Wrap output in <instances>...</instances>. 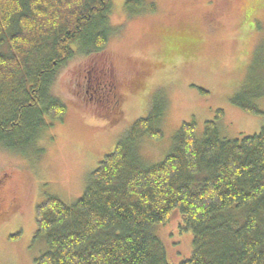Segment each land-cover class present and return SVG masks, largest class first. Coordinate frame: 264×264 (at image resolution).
Returning a JSON list of instances; mask_svg holds the SVG:
<instances>
[{
	"label": "trees",
	"instance_id": "obj_1",
	"mask_svg": "<svg viewBox=\"0 0 264 264\" xmlns=\"http://www.w3.org/2000/svg\"><path fill=\"white\" fill-rule=\"evenodd\" d=\"M112 1L0 0L3 148L30 151L48 120L63 118L65 105L50 96V87L75 54L103 49ZM247 95L256 97L247 92L233 105L264 114ZM161 111L155 105L132 124L74 203L47 196L36 206L35 235L47 251L35 264H169L153 228L174 210L180 229L193 235L191 256L180 264H264V127L222 138L218 111L200 139L194 123L182 124L170 153L146 166L136 144L162 136Z\"/></svg>",
	"mask_w": 264,
	"mask_h": 264
},
{
	"label": "rangeland",
	"instance_id": "obj_2",
	"mask_svg": "<svg viewBox=\"0 0 264 264\" xmlns=\"http://www.w3.org/2000/svg\"><path fill=\"white\" fill-rule=\"evenodd\" d=\"M108 25L103 49L77 52L50 87V96L65 105L63 118L47 119L30 151L0 145V212H6L0 216V264H35L47 251L35 235L36 206L47 196L74 203L98 163L151 107L162 110V136L136 144L146 166L170 153L182 124L194 123L200 139L218 111L222 138L264 127V114L232 103L254 93L247 101L264 113V0H141L134 6L113 0ZM100 70L111 72L121 95L118 115L91 101L89 81ZM180 223L174 210L166 224L153 228L169 264H180L193 250V235Z\"/></svg>",
	"mask_w": 264,
	"mask_h": 264
},
{
	"label": "flooded vegetation",
	"instance_id": "obj_3",
	"mask_svg": "<svg viewBox=\"0 0 264 264\" xmlns=\"http://www.w3.org/2000/svg\"><path fill=\"white\" fill-rule=\"evenodd\" d=\"M114 83L115 82L111 76V72L103 73L102 70H100V76L98 78L97 76H94L92 79H90L89 87L94 93V101L91 100L92 103L94 102V104L98 107H103L105 111H110L118 115L121 113L120 110L122 109V99L121 95L114 90L116 89L114 88ZM9 207H12V205H9ZM2 214L5 215L6 212H3ZM2 214L0 212V216Z\"/></svg>",
	"mask_w": 264,
	"mask_h": 264
}]
</instances>
